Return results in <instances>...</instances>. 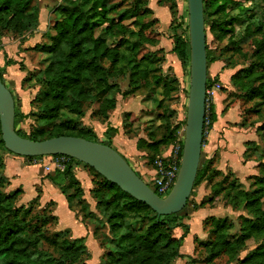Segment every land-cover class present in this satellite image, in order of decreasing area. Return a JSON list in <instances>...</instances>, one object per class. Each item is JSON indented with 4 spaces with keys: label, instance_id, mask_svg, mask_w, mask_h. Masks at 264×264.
I'll return each instance as SVG.
<instances>
[{
    "label": "trees",
    "instance_id": "1",
    "mask_svg": "<svg viewBox=\"0 0 264 264\" xmlns=\"http://www.w3.org/2000/svg\"><path fill=\"white\" fill-rule=\"evenodd\" d=\"M33 1L0 0V29L21 34L33 33L38 29V13H30ZM171 1L161 0V3H171ZM142 2L143 0H134L132 7L118 13L116 18H109L110 13L117 11L116 7H110L109 0H91L87 9H84L77 0H65V5L59 9L62 19L54 25L56 35L52 39L51 46L45 49L53 59L43 75L36 76L40 91L34 103L39 106L43 120H59L61 113L65 110L78 118H83L84 108L93 101L100 104L98 117L105 120L109 118V114L117 107L118 94L126 97L129 93L128 91L120 94L119 85L112 83V80L117 78L116 74L120 72L114 71L113 68L123 58L122 51L139 52L146 45L154 47L158 44V42L155 43L153 37L147 35L156 21L146 22V18L152 15V11L147 7L140 9ZM248 2L250 0H203L205 25L210 11L225 14L229 7H236L242 15H247L250 20H253V15H249L252 10L249 9L250 7H245ZM99 19H105L106 25L98 21ZM180 28L181 23L174 30L172 53L177 55L181 61L187 62L190 61L189 29L186 25V34H179L177 31ZM250 29L248 27L247 31ZM210 31L218 42H223L231 33V30L222 22H214ZM255 33L262 37L260 42L253 43L252 46L254 55L259 59L256 65L259 70L242 77L237 74L233 77L232 83L244 93L247 101L258 99L264 103V19L262 24L255 29ZM134 36L135 39H132ZM109 40L112 44H109ZM152 58L147 57L145 60L152 63ZM145 60H142V66L136 65V69H139L128 76L129 85L136 86L134 88L138 89L141 83L149 84L148 73L141 68L147 65L148 62ZM207 60L208 64L218 61L208 48ZM106 63L110 65V68L105 66ZM12 65V62L7 61L0 69V79L5 84L4 73L6 68ZM259 81L261 83L255 87L254 85ZM160 84L159 81L155 82L156 86ZM163 88L167 90L170 88L167 81H164ZM207 88H210V81H208ZM228 108L229 104L226 106V109ZM130 116L131 113H126L125 119H129ZM17 118L16 112L15 123ZM206 118L209 124L205 129L211 128L217 120L213 104L207 105ZM123 128L129 135L127 131L129 126L124 123ZM109 131L110 133L116 132L115 129ZM261 131H264V127L257 130V132ZM17 133L33 141L67 136L100 143L93 129L79 127L78 122L71 120L55 124L49 131L40 133L42 138L36 135L28 137L19 131ZM177 138L176 135L170 133L168 137L160 141L151 138L149 141L139 139L137 150L148 153L145 155L147 162L153 167L156 160L162 156L163 148L175 144L178 141ZM102 144L112 147L110 143ZM249 145H253V142L247 143L245 157ZM5 152L10 153L4 147L0 127V264H87L91 253L85 238L69 240L71 233L69 230L49 235L48 229L59 224L58 217L53 213L56 205L54 202L49 203L43 209L39 205L38 197L28 205L18 206L23 194L21 189L10 195L3 194L2 190L9 184L3 174L5 169L3 153ZM27 159L33 161L41 158ZM216 163L217 158L215 157L207 160L202 167L199 166L194 188L204 181L213 182L216 177L224 175L214 167ZM79 165L87 168L93 178L90 196L96 202V207L101 210L103 217L106 218V225L112 235L109 243L113 249L105 251V260L102 264H173L176 260L184 258L180 250L184 238L189 233L188 226L183 224L185 218L180 214L159 217L148 206L107 182L92 168L74 159L66 158L63 172H57L51 180L66 197L71 211L74 212L73 204L77 202V206L83 211L90 212L89 216L98 218L89 210L84 201L85 190L75 174V167ZM261 166L262 177H256L257 188L252 193L243 190L236 191L237 186L241 184L236 176L230 184L247 211V216H240L239 232L234 233L235 224L229 218H207L203 227L205 231L209 229V239L206 242H200L195 238L196 251L198 247H201L207 256L204 260L186 257L188 264H215L223 256L228 257L226 264H264V246L256 248L245 258L240 259V254L245 251L250 240L264 241V165ZM137 175L140 177L138 173ZM231 175L235 174L231 172ZM58 177H61L65 183H60ZM95 179L99 181L95 183ZM219 189H217V195ZM69 191L73 193L70 194ZM214 201V199H209L208 203L214 204ZM205 204L207 203L199 204L195 211L206 208ZM35 209H43V211L41 214H34ZM131 220H140L143 225L146 223L147 226L144 229H134ZM81 221L86 224L84 218ZM178 228L185 229L184 235L180 238L175 236V230ZM121 229H124V233L117 236ZM99 232L100 229L96 227L93 235L100 244H104L100 241Z\"/></svg>",
    "mask_w": 264,
    "mask_h": 264
},
{
    "label": "rangeland",
    "instance_id": "2",
    "mask_svg": "<svg viewBox=\"0 0 264 264\" xmlns=\"http://www.w3.org/2000/svg\"><path fill=\"white\" fill-rule=\"evenodd\" d=\"M133 1L109 0L108 4L110 7L117 8L116 12L109 14V18H116L118 13H121L128 7H132ZM153 1L151 3L150 0H143L140 9L149 8L151 4L155 6L156 0ZM77 2L84 9L89 8L91 4V0H77ZM156 4L165 7L169 16L167 23H161L155 18L153 13L146 18V22L156 21L147 32V35L153 37L155 43L158 42V44H155L154 47L146 45L139 52L122 51L123 58L113 68L114 71L120 72L116 74L117 78L112 80V83L119 85L121 89L120 94L129 91L126 97H122L119 94L117 96V103L119 102L126 107L128 110L126 113H131L129 119H125V114L123 115L122 124V127L124 123L129 126V130H127L130 133L129 135L148 141L150 138L160 141L168 137L170 133L178 137V141L175 144L163 148L162 156L156 160V162L164 161L168 163L169 160H165L164 155H167L172 146L177 144L182 145L185 136L190 87V61H181L177 55L172 53V49L174 46L173 36L175 27L181 23V28L177 32L183 34L185 33L186 25H188V4L187 0H172L171 3H161V0H159ZM63 5H65V0H34L30 13H38L39 26L33 33L26 32L21 34L0 29V69L5 66L7 61L13 63L12 66L6 68L4 79L6 86L16 100L15 108L18 118L15 123V128L28 137L36 135L42 138L43 136L40 133L49 131L55 124L71 120L78 122L79 127L86 129H92L88 126V123L100 122L102 125H105V129H107L106 134H108L110 133V129H114L109 126L112 112L106 120L98 117L100 104L96 101L91 102L84 108L85 116L83 118H78L65 110L61 113L60 119L56 121L43 120L39 106L34 103L40 91V85L38 84L36 76H42L53 59L52 55L48 54L45 49L51 46L52 39L56 35L54 25L59 19H62L59 9ZM171 7H173V10H171ZM245 7H250L249 9L252 10L249 15H253V20H250L247 15H242L236 7H229L225 14H216L210 11L206 17L207 48L218 59L216 63L208 64L209 91H212L208 97V106L212 104L215 92H227L226 106L235 103L237 105L236 109L239 110L240 123L238 127L255 134V142H253V145L248 146L247 156L244 157L245 162H250V164L248 169H244V175L239 173V181L241 184L236 189V191L243 190L252 193L257 188L256 177H262L261 165H264V131L257 132L258 129L264 127V103L258 99L251 102L247 101L244 98V93L233 85L232 79L237 74H240L242 77L247 73L259 70L256 66L259 59L254 55L252 46L253 43L257 44L262 40V37L255 33V29L262 24L264 19V0H250V2L245 4ZM98 21H102L103 25H106L105 19H99ZM214 22L225 23L228 29L231 30V33L223 42H218L211 34L210 28ZM248 27L251 28L250 31H247ZM132 39H135V36ZM109 44H112V41L109 40ZM147 57H153L152 63L148 62L150 58L145 60ZM142 60L148 62L146 66L141 68L147 71V81L149 84L141 83L137 89L134 88L136 86L129 85L128 76L133 71L139 69H136V65L142 66ZM105 66L110 68L108 63ZM156 81H159L161 84L156 86ZM164 81H167L170 86L168 90L163 88ZM259 83L261 81L254 86L257 87ZM134 113L139 117H133ZM25 116L27 118H24ZM97 140L98 142H104L99 139ZM115 150L124 157L117 148ZM124 158L131 168H135L139 174H142L141 171L146 172V170L153 172V174H149L148 172L144 173V175L146 174L145 180H147V184L152 187V180L156 174V162L152 167L147 162V156L136 158L132 163L129 161V158ZM206 161L205 158H201L200 167ZM214 167H216V164H214ZM82 169L89 175L93 186L94 181L88 169L84 166H82ZM148 176L151 177L149 178ZM234 177L235 175L232 176L231 171L228 170L223 176L216 177L213 182L204 181L201 185L194 188L186 208L179 213L180 216L186 218L187 213H193L199 207V204L206 202V208L215 209L216 211L213 213L217 214L219 218L231 219L235 224L234 233L239 232L241 225L240 216H247V211L244 209L243 203L236 196V191H233L230 187V184L235 179ZM97 181L99 179H95V183ZM84 186L86 187L85 184ZM6 189L7 186L2 190L5 195H10L15 192H7ZM217 189H219L218 195ZM69 193L72 194L73 191H69ZM84 198L89 210L95 213L98 218L89 216L90 212L83 211L81 207L77 206V202L73 204L74 212L81 220L84 218L86 226L90 225L93 229L96 227L100 229L99 235L102 238H100V241L104 243L100 244L96 239L90 241L87 247L91 253V258L87 261V264H102L105 260V251L113 249V246L109 243L112 235L110 234L108 225H106V218L103 217L101 210L96 207L97 204L93 198L91 196L86 198V194ZM209 199H214V204L208 203ZM19 205H21L20 202L18 203ZM43 209H35L34 214H41ZM206 213L209 215L208 211L204 212V214ZM55 216L58 217L61 226L53 225L48 229L49 235L62 231L65 229L62 228L63 226L71 223V216L61 207ZM131 223L134 229H144L147 226L146 223L143 225L140 220H131ZM192 228L195 232H198L196 223L192 224ZM208 231L209 229L206 230L207 233ZM123 233L124 229H121L117 236ZM71 238L72 234L70 233L68 239L71 240ZM263 246L264 241L250 240L247 243L245 251L240 254V259L245 258L256 248ZM187 249L188 246L185 245L183 250L186 251ZM194 255L200 260H204L207 256L205 250L201 247H198ZM227 261L228 257L223 256L215 264H226Z\"/></svg>",
    "mask_w": 264,
    "mask_h": 264
},
{
    "label": "water",
    "instance_id": "3",
    "mask_svg": "<svg viewBox=\"0 0 264 264\" xmlns=\"http://www.w3.org/2000/svg\"><path fill=\"white\" fill-rule=\"evenodd\" d=\"M190 87L180 170L173 189L159 197L115 149L77 137L33 141L18 135L12 92L0 79V127L4 147L25 158L66 157L86 165L123 193L148 206L159 217L181 213L194 190L205 136L208 60L203 0H187Z\"/></svg>",
    "mask_w": 264,
    "mask_h": 264
},
{
    "label": "crops",
    "instance_id": "4",
    "mask_svg": "<svg viewBox=\"0 0 264 264\" xmlns=\"http://www.w3.org/2000/svg\"><path fill=\"white\" fill-rule=\"evenodd\" d=\"M158 1L159 0H156V3H158ZM150 2L152 3L154 1L150 0ZM156 3L155 6L151 4L149 9L161 23H167L169 21V16L165 7L159 6ZM226 98L227 92L220 91L214 93L212 104L215 108L217 120L211 128L207 127L205 130L201 158L210 160L216 157V168L219 171L225 173L229 170L239 179V173L244 175V169H248L250 164V162H245L244 155L247 150V143L255 142V134L238 127L240 117L239 110L236 109L237 105L235 103L230 104L229 108L226 109ZM126 112H128L126 107L118 102L116 109L111 113L109 126L114 128L116 132L106 134L107 129H105V125H102L100 122H91L88 123V126L93 129L99 140L104 141H99L100 143H110L113 149L117 148V150L120 151L124 157L129 158V161L132 163L136 158H143L146 153L137 150V142L139 139L126 134L122 127L123 115L126 114ZM135 116L139 117L137 114H135ZM3 158L5 164L3 174L9 181L6 191L13 192L21 189L23 191L19 201L21 205H28L38 197L41 208L54 202L56 204L53 209L54 215H57V211L61 207L72 218L70 224L62 227L65 228L62 231L69 230L73 239L85 238L87 245H89L90 241L95 239L93 236V227L83 224L81 218L69 209L66 197L62 194L59 187L51 180L52 177H55L57 172H63L64 169L60 165L52 163L50 157L31 161L25 157L5 152L3 153ZM135 171L137 172V170ZM141 172L142 174H139V172L137 173L148 183L147 180H145L146 174L144 175V173L148 172L149 174H153V172L149 170ZM75 174L85 190L86 198L89 197L90 191L93 188L89 175L82 169V165L75 167ZM148 177L150 178L151 176ZM58 181L62 184L65 183L61 177H58ZM207 211L210 216L207 213L204 214V212ZM214 211L216 210L204 208L194 211L191 214L187 213V217L183 220V224L188 226L189 233L184 238L183 246L180 250L184 258L176 260L173 264H188V258L186 257L198 258L194 255L197 252L195 238L201 242H206L208 240L209 234L204 230L203 224L207 218H219L217 214L213 213ZM194 223L197 224L198 232H195L192 228V224ZM60 226L61 224L59 221L58 227ZM183 235V228L175 230L176 237L180 238ZM185 245L188 246L186 251L183 250ZM99 251L101 250L99 249Z\"/></svg>",
    "mask_w": 264,
    "mask_h": 264
},
{
    "label": "built area",
    "instance_id": "5",
    "mask_svg": "<svg viewBox=\"0 0 264 264\" xmlns=\"http://www.w3.org/2000/svg\"><path fill=\"white\" fill-rule=\"evenodd\" d=\"M212 92V91H211ZM209 88H207V105L208 97L211 94ZM213 94V93H212ZM209 124V120H205V127ZM206 130V129H205ZM183 143L177 144L171 147L167 155H164L165 160L168 159V163L164 161L156 162V174L152 180L153 184L150 188L161 198L167 197L173 189L177 180L180 164L182 159ZM52 163H56L64 168L66 157L54 158L50 157Z\"/></svg>",
    "mask_w": 264,
    "mask_h": 264
}]
</instances>
